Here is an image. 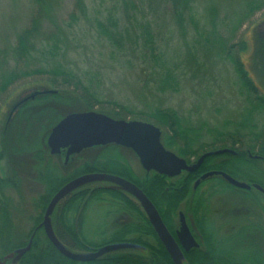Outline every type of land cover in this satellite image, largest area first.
I'll use <instances>...</instances> for the list:
<instances>
[{
	"label": "trees",
	"instance_id": "1",
	"mask_svg": "<svg viewBox=\"0 0 264 264\" xmlns=\"http://www.w3.org/2000/svg\"><path fill=\"white\" fill-rule=\"evenodd\" d=\"M114 1L115 4L106 8H89L86 0H77V10L70 14L64 27L56 21L55 0H37L38 8L32 24L19 35L13 50L16 68L9 72L0 68V93L29 77L46 80L48 87L27 99L30 103L59 100L55 102L56 106L51 101L50 106L45 107L44 113L57 112V109L58 117L51 116L52 120L46 123L45 128H40L44 133V141L48 140L52 128L67 114L97 109L114 118L130 117L156 124L163 131V144L188 162L208 150L227 146L233 148L236 143L252 149L260 159H247V155H243L235 164L232 161L218 162L215 158L222 155H217L206 158L201 168L193 173L183 172L174 178L155 171H145L141 175L120 150L133 151L111 144L85 149L72 156L80 157L85 151L97 150L95 156L85 159L71 174L63 176L60 168L51 163L50 158H45L43 154L46 153L40 150L34 156L37 167L41 168L38 178L45 183L46 191L37 201L39 215L32 219L34 224L38 225L42 221L53 196L70 180L87 173H112L136 183L157 207L170 230L175 229V220L183 202L190 200L185 211L192 213L200 232L197 237L205 247L192 250L187 255V261L184 259L185 264H264V254L255 238L258 231H264L261 222L256 219L261 211L264 214V206L256 196L242 191L244 201L253 199L251 204L257 208H249L246 202L242 207H237L241 209L234 210V215L228 219L229 225L233 226L221 235L209 220L205 193H199L200 187L194 189V183L200 175L215 168L264 186L261 171V163L264 164V95L242 59V54L248 49L247 43L242 39L237 40L242 26L264 9V0H239L224 16H220L215 3L203 7L205 12L202 11L198 6L201 0ZM46 19L53 24L49 34H44L42 28ZM81 22L85 23L86 33L92 32L95 38L104 43L109 50V57L118 56L140 70L145 86L152 95L178 91L187 73L200 71L203 67L200 57L229 60L247 103L241 119L232 123L235 124L234 132L210 129L208 134L213 136L212 141L204 143L201 128L196 129L187 124L174 108L150 105L144 111H135L116 100L103 98L104 75L99 72L82 75L68 61L67 48L76 38L75 27ZM258 51L263 52L262 47ZM29 105L22 107V119L26 117ZM42 117L33 116L28 121V132L38 133ZM44 147L51 154L47 142ZM228 156L236 159L235 156ZM215 179L221 181L214 185L209 197L231 187L221 177L208 178ZM110 185L107 182L87 183L61 201L52 215L56 235L71 250L131 241L141 245L137 249L139 253L129 254L125 249H116L102 259L82 263L63 255L41 229L35 233L31 249L17 261L18 264H175L141 204L126 192ZM7 186H15L13 179L0 174V193ZM0 197L3 198L0 199V212L6 214L11 210L9 201L3 194ZM97 202L114 204L113 212L131 215V221H116V228L110 234L96 232L100 238L93 239L87 235L84 226L90 206ZM34 231L35 227L26 235L20 232L14 247L19 249L27 246Z\"/></svg>",
	"mask_w": 264,
	"mask_h": 264
},
{
	"label": "rangeland",
	"instance_id": "2",
	"mask_svg": "<svg viewBox=\"0 0 264 264\" xmlns=\"http://www.w3.org/2000/svg\"><path fill=\"white\" fill-rule=\"evenodd\" d=\"M238 1L201 0V5L198 4V6L204 11L203 7L215 3L219 8L220 16H224L226 11L233 8ZM86 2L89 8H106L115 4L114 0H86ZM37 8V0H0L1 70L9 72L16 68L13 50L19 35L31 26ZM76 10L77 0H55L56 21L64 27L70 19V14ZM42 28L44 34H49L53 24L49 19H46ZM85 30L84 22L75 27L76 38L67 48L68 61H70V66L82 75L98 72L104 75L105 79L102 80L103 98L116 100L135 111H144L150 105L174 108L185 118L187 124L196 129L201 128L204 143L212 141L213 136L208 134L210 129L234 132L235 124L232 123L241 119L247 108V103L233 65L229 60L200 57V61L204 63L203 67L200 71L187 73L186 77L182 79L178 91L152 95L146 88L143 74L138 68L125 60H120L118 56L117 58L109 57V50L104 43L95 38L92 32L86 33ZM240 39L245 41L248 46L247 51L242 54V59L250 76L264 95V9L258 11L248 23L242 26L237 40ZM261 47L263 52L258 51ZM45 81L29 77L11 85L6 92L0 93V174L13 179L15 184L13 187L3 188L0 194L8 199L14 224L19 227L23 235L28 234L34 227L36 228L37 225L32 219L39 214L37 201L46 191L45 183L38 178L41 168L37 167L38 162L34 156L36 152L40 150L45 152L44 157L50 158L51 163H55L60 168V173L63 176L71 174L85 159H90L97 152V150L85 151L80 157H73L71 163L66 165L63 155H52L44 147L47 139L44 141V133L40 128H45L46 123L52 120L51 116L58 117L57 109H55L57 112L44 113L45 107L50 106L51 101L55 103L59 100L49 99L44 102L30 103L27 99L35 92L43 91L45 87H48ZM20 102L21 106L16 109ZM28 103L30 105L25 113L27 115L22 119V107ZM67 111H63V113H67ZM41 115L43 117L40 119L41 125L38 128V133L36 132L35 135V133L28 132V121L33 116L39 118ZM126 119L129 120L130 117ZM261 120L263 121V119ZM120 151L139 174L145 173L133 152ZM208 186L205 184L203 188ZM230 189L223 194L216 195V205L222 207V211L232 209L241 201V193L233 188ZM262 203L264 205V201ZM114 209V204L107 205L99 202L92 204L84 226L87 235L93 238V236H99L96 235V232L99 233L101 228L112 227L113 222L109 224L107 220L110 210L115 217V222L116 220H125V215L113 212ZM226 211L224 216H226ZM256 219L261 222L264 230L262 211L261 215H256ZM211 223L215 227H218V223H220V217L213 212ZM263 234L264 231L262 233L260 230L255 238L264 254ZM0 253L3 252L0 251Z\"/></svg>",
	"mask_w": 264,
	"mask_h": 264
},
{
	"label": "water",
	"instance_id": "3",
	"mask_svg": "<svg viewBox=\"0 0 264 264\" xmlns=\"http://www.w3.org/2000/svg\"><path fill=\"white\" fill-rule=\"evenodd\" d=\"M162 133L163 131L159 126L149 121L114 118L103 112L88 110L72 112L64 116L52 128L47 144L52 155H60L63 151L66 152L65 163L69 161L71 156L78 155L85 149L111 144L119 145L132 150L145 171H155L171 178L180 175L183 171L192 172L197 170L208 156L233 152L230 149L210 151L203 154L197 162L189 164L186 158L181 157L163 144ZM219 173L236 187L244 189L252 187L248 183L239 181L225 172L205 173L197 180L196 185L201 180ZM92 182L110 183V187L119 188L134 197L144 208L158 235L165 244L168 253L176 264H181L183 253L163 222L156 206L146 193L129 179L104 172L87 173L72 179L59 189L47 207L44 221L40 226L45 228L48 238L63 255L76 261H92L111 250L134 246L131 243L120 242L103 246L95 252L78 253L69 250L56 236L51 222V215L55 208L78 187ZM253 186L264 192V188L259 184H254ZM181 222L182 225L178 231V237L186 250H189V248L197 246V242L191 234L183 214H181ZM33 237L34 235L27 246L17 249L8 255V257H15L19 260L31 249Z\"/></svg>",
	"mask_w": 264,
	"mask_h": 264
},
{
	"label": "flooded vegetation",
	"instance_id": "4",
	"mask_svg": "<svg viewBox=\"0 0 264 264\" xmlns=\"http://www.w3.org/2000/svg\"><path fill=\"white\" fill-rule=\"evenodd\" d=\"M32 97V96H31ZM26 100V99H25ZM21 102L16 106V109L17 108H19L21 105ZM218 149H230V150H232L233 152H226V153H223V154H218V155H222V156H220L219 158L217 157V158H215V160H217L218 162H228V161H232V162H235V164L239 161V158H241L243 155H247V159H252V160H257V159H260V156L258 155V154H255V153H253L252 152V149H250V148H247V147H245V146H243L241 143H236L235 145H234V147L232 148L231 146H227V147H225V148H217V149H213V150H208L207 152H210V151H216V150H218ZM207 152H205V153H207ZM205 153H202L201 154V156L203 155V154H205ZM224 154H226L225 156H224ZM10 155H12V154H10ZM60 155H63L64 156V158L66 157V152L65 151H63ZM228 155H232V156H235L236 157V159H233L232 157H230V156H228ZM200 156V157H201ZM211 156H217V155H211ZM199 157V158H200ZM208 157H210V156H208ZM208 157H206V158H208ZM71 158H72V156L70 157V159H69V161L71 160ZM199 158H197V159H195V160H193L192 162H188L189 164H192V163H195V162H197V160L199 159ZM206 158L204 159V161L206 160ZM187 160V159H186ZM69 161L67 162V163H69ZM204 161H203V163H204ZM67 163H66V165H67ZM203 163H202V165H203ZM201 165V166H202ZM201 166L197 169V170H195V171H192V172H189V171H183V172H189V173H193V172H196V171H198L200 168H201ZM261 171L263 172V177H264V164L263 163H261ZM182 172V173H183ZM209 172H225V173H227V174H229L230 176H232L233 178H235V179H237V180H239V181H243V182H246V183H248L249 185H251L252 187L250 188V189H244V188H240V187H236V186H234V185H232L226 178H224V176L221 174V173H219V174H214V175H212V176H210V177H213V176H217V177H221L223 180H224V182L225 183H227V184H229V185H231V187H228V188H226L225 189V191L224 192H219V193H217V195L218 194H223V193H225V192H227L228 190H231L230 188H233V189H235L236 191H240L241 192V196H242V191H246V192H251V193H253L255 196H256V198L260 201V203L263 205V201H264V192L263 191H261V190H259L258 188H256V187H254L253 185L254 184H259L261 187H263L264 188V186L263 185H261L260 183H257V182H248V181H245V180H242V179H239L238 177H236V176H234V175H232L231 173H229V172H227L226 170H222V169H211V170H209V171H206V172H204V173H202L201 175H200V177L198 178V179H200L201 177H202V175H204L205 173H209ZM181 173V174H182ZM180 174V175H181ZM179 176V175H178ZM177 177V176H176ZM210 177H208V178H210ZM172 178H174V177H172ZM208 178L207 179H205V180H201L200 181V183L198 184V185H196V182H197V180L195 181V183H194V189H197V188H199L200 187V189H199V193H205V197L204 198H206L207 200H206V206L208 207V209H209V220H210V222H211V218H212V212L215 214V215H217V216H219L220 217V223H218V227H216L217 229H218V233L219 234H224V233H226L227 232V230L228 229H230L231 228V226H233V225H229V222H227V220L229 219V217H231V215H234V210H238V209H241V208H238L237 209V207H242L244 204H246L247 203V205L249 206V208L250 207H252L253 209L254 208H256L255 206L256 205H252L251 204V201H254L253 199L251 200V199H248V200H246V201H244V197H242L241 198V201H239L232 209H230V210H225L226 211V216H224V212L225 211H222V207H219V206H217L216 205V195H214V196H212V197H209V195L213 192V187H214V185L216 184V183H218L219 181H221L220 179H215V180H208ZM202 181H204V182H202ZM201 182L202 183H204V184H201ZM209 185L208 187H206V188H203L204 187V185ZM0 199H3V198H1L0 197ZM66 199V198H65ZM52 200V199H51ZM64 200V199H63ZM62 200V201H63ZM135 200V199H134ZM190 201V200H189ZM189 201H185V202H183V204H182V209L179 211V213H178V216L176 217V220H175V222H176V224H175V229L174 230H170V228L167 226V224L165 223V221L163 220V222L165 223V225H166V227L168 228V230H169V232L171 233V235L174 237V239H175V241H176V243L178 244V246L180 247V249H181V251H182V253H183V256H182V258H181V264H185V262H184V259H186V261H187V255L190 253V252H192V250H194V249H201V248H204L205 246L201 243V241H200V239H198V235H200V232L198 231V228H197V226H196V224H195V221H194V218H193V215H192V213L191 212H187V211H185V209L187 208V205H189ZM51 202V201H50ZM49 202V203H50ZM246 202V203H245ZM93 204H95V203H93ZM49 205V204H48ZM142 206V205H141ZM264 206V205H263ZM0 207H1V205H0ZM48 207V206H47ZM91 207V206H90ZM143 208V207H142ZM157 208V207H156ZM11 209V208H10ZM56 209V208H55ZM46 210H47V208H46ZM143 210H144V208H143ZM158 210V209H157ZM55 211V210H54ZM144 212H145V210H144ZM45 213H46V211H45ZM45 213H44V217H45ZM54 213V212H53ZM146 213V212H145ZM160 213V212H159ZM113 213L112 212H109V216H108V218H107V220H108V222H109V224H110V222H113V225H112V227H109L108 229H106V228H101L100 230H99V232H101V231H103V232H106L105 234H110L113 230H115V225H116V223L117 222H115V217H114V215H112ZM147 214V213H146ZM181 214H183L184 215V218H185V221H186V223H187V226H188V228H189V230H190V232H191V234L193 235V237H194V239H195V241L197 242V246H193V247H191V248H189V250H186V248L184 247V245L181 243V241H180V239H179V237H178V231L181 229V225H182V222H181ZM39 215V214H38ZM53 215V214H52ZM52 215H51V222H52V227H53V230H54V232H55V234H56V231H55V224H54V222H53V218H52ZM62 215V214H61ZM161 215V214H160ZM5 217V218H4ZM44 217H43V219H42V221L36 226V228H35V231L33 232V234H32V236L34 235L35 236V233L37 232V231H39V230H43L44 232H45V234H46V231H45V228L43 227V226H40L41 224H42V222L44 221ZM87 217H88V214H87ZM162 217V216H161ZM124 218H125V221L126 222H130L131 221V219H132V217H131V215H128V216H124ZM150 219V218H149ZM163 219V218H162ZM117 221V220H116ZM62 222H60V224H61ZM152 223V222H151ZM224 223H225V225H224ZM152 225H153V223H152ZM223 225H224V227H223ZM154 226V225H153ZM155 228V227H154ZM85 230H86V228H85ZM156 230V229H155ZM221 233H220V232ZM157 232V231H156ZM19 233H20V230H19V227L18 226H16L15 224H14V220H13V215H12V212H11V210H10V212H8V213H1L0 212V251H8L7 253H0V264H18V260L15 258V257H12V258H9L8 257V255H10L11 253H13V252H15L17 249L14 247L17 243H18V240H19ZM158 234V233H157ZM31 236V237H32ZM46 236H47V234H46ZM57 236V235H56ZM100 236V235H99ZM99 236H93V239H97L98 240V238H100ZM159 236V235H158ZM48 237V236H47ZM34 238V237H33ZM159 238H160V236H159ZM31 239V238H30ZM49 239V238H48ZM50 240V239H49ZM160 240H161V238H160ZM30 241V240H29ZM124 242H127V243H131V244H133L134 246H131V247H125V248H122V249H125V252H127V253H139L140 251L139 250H137L138 248H140L141 247V245L140 244H137V243H134V242H131V241H124ZM161 242H162V244H163V246L165 247V249H166V251H167V248H166V246H165V244L163 243V241L161 240ZM52 243V242H51ZM113 243H120V242H110V243H106V244H103V245H101V246H98V247H94V248H90V249H77V250H71V249H69V250H71V251H74V252H81V253H90V252H95V251H97V250H99L101 247H103V246H106V245H109V244H113ZM53 244V243H52ZM54 245V244H53ZM114 250H111V251H109V252H106V253H104V254H102L100 257H98L97 259H95V260H98V259H102V258H104V257H106L109 253H111V252H113ZM168 252V251H167ZM170 255V254H169ZM170 257H171V255H170ZM172 258V257H171ZM95 260H92V261H95ZM172 260H173V262L176 264V262L174 261V259L172 258ZM92 261H79V262H82V263H87V262H92Z\"/></svg>",
	"mask_w": 264,
	"mask_h": 264
}]
</instances>
